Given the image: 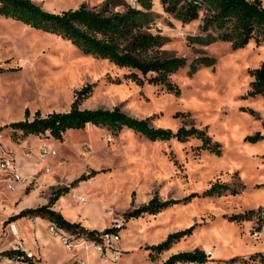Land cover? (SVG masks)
<instances>
[{
	"label": "rangeland",
	"instance_id": "obj_1",
	"mask_svg": "<svg viewBox=\"0 0 264 264\" xmlns=\"http://www.w3.org/2000/svg\"><path fill=\"white\" fill-rule=\"evenodd\" d=\"M32 1L51 12L78 8L83 3L97 9L108 6L113 11L132 5L130 0ZM206 12L202 10L197 20L184 23L165 10L162 0H154L146 20V30L165 37L161 47L164 56L187 59V64L170 76L180 87V94L170 92L164 84L150 83L152 74L139 84L129 76L130 68L87 55L61 35L0 15V140L11 154L7 142L14 131L6 125L23 120L27 108L32 116L37 110L43 115L68 111L77 92L87 85L93 88L81 101L82 108L121 106L133 117H150L153 126L173 130L184 123L207 127L223 149V154L218 155L203 147V141L196 137L187 141H152L129 128L114 134L95 125L70 130L63 141L47 135L22 139L19 147L27 155L35 156V151H39L38 161L42 164L30 178L23 176L15 190L8 189L5 175L1 176V264H60L68 260L71 250L60 241L61 233L51 232V223L49 227L45 223L35 227L32 221L36 217H11L27 207L42 205L55 189L71 186L75 180L76 184L57 202L70 208L72 217L81 215L75 221L88 229L119 227L123 238L119 264H161L174 251L195 248L210 254L211 260L205 264H263L259 260L229 259L264 252V222L258 229V214L264 211V186L258 187L264 183V136L258 142L246 140L255 133L264 135V95L247 96L255 79L251 70L264 61V43L258 45L252 40L247 46L234 49L228 41L204 42L208 35L217 34L216 29L203 31ZM202 56L215 58V64L194 71L192 64ZM38 138L42 141L38 142ZM43 145L57 149L58 156L43 159ZM93 170L100 172L84 178ZM237 172L246 188L236 195L199 196L158 214L129 221L124 217L125 212L156 194L163 199L183 198L193 192L202 193L217 180L238 184ZM45 173L53 179L42 181ZM25 181L28 183L21 194L19 186ZM37 189V197L28 200L26 195ZM251 210L255 212L247 219L228 217ZM196 223L188 238L156 258L150 257L146 246ZM13 224L18 226L27 246L36 247L38 263L5 259L18 238L11 231ZM123 244L130 248L125 249ZM88 260L101 263L92 250Z\"/></svg>",
	"mask_w": 264,
	"mask_h": 264
},
{
	"label": "trees",
	"instance_id": "obj_2",
	"mask_svg": "<svg viewBox=\"0 0 264 264\" xmlns=\"http://www.w3.org/2000/svg\"><path fill=\"white\" fill-rule=\"evenodd\" d=\"M167 12L173 14L184 23H190L200 17L202 10H206L203 31L216 29V35H208L204 42L210 43L216 40L232 43L234 49L247 46L252 40L258 45L264 43V4L262 0H162ZM154 0H138V6L127 5L125 9L113 11L108 6L103 9L89 7L83 3L78 8L67 9L62 12H51L42 8L32 0H0V15L22 21L35 29L56 33L68 39L83 53L99 58L109 59L120 67L130 68L129 76L139 84L145 83V77L150 83L164 84L170 92L180 94V87L174 83L170 76L187 64L185 57L164 56L161 47L165 43V37L159 33L146 30V20L153 8ZM216 59L209 56L198 57L192 64L196 71L200 66H211ZM3 69H0L2 71ZM155 74V75H154ZM255 77L247 96L264 95V61L251 70ZM92 85H87L77 92V97L72 103L70 110L60 112L53 111L43 115L37 110L32 116L29 108L25 110V118L9 123L7 127L14 131L13 140L20 142L28 137L51 136L56 140L63 141L65 134L70 130H83L89 125L105 127L114 134H118L124 128H129L145 136L149 140L187 141L191 137L203 141V147L223 154L222 144L213 139L208 128H200L194 124L184 123L177 130L171 128L155 127L151 124V118H136L125 112L121 106L114 108H82L81 101L88 96ZM251 112L258 116L256 111ZM20 132V133H19ZM261 132L249 135L246 140L258 142L263 138ZM100 171L93 170L84 178H90ZM238 184L217 180L211 187L202 193L193 192L183 198L163 199L158 194L148 202L134 206L124 217L127 221L140 218L146 214H158L163 210L180 203H187L195 197L222 196L241 193L246 184L242 182L239 173ZM59 187L54 190L46 204L36 207H27L11 220L23 217H41L47 219L52 225L60 229L77 233L93 239L101 231L88 229L80 222L69 220L62 212L54 208L57 200L76 184ZM264 183L258 184V187ZM254 210L244 213L229 215L231 220H243L250 218ZM262 229L264 211L258 214ZM198 223L168 234L167 238L157 244L146 246L150 250V257L156 258L159 254L170 250L174 244L186 238L194 232ZM111 227L106 230H114ZM11 251H9L10 253ZM210 254L204 249L180 251L170 255L161 264L196 263L205 264L210 261ZM243 262L259 260L264 264V252L252 254L249 258L235 256L229 262ZM24 262L33 263L30 260Z\"/></svg>",
	"mask_w": 264,
	"mask_h": 264
},
{
	"label": "built area",
	"instance_id": "obj_3",
	"mask_svg": "<svg viewBox=\"0 0 264 264\" xmlns=\"http://www.w3.org/2000/svg\"><path fill=\"white\" fill-rule=\"evenodd\" d=\"M130 3L134 6L138 3V0H130ZM1 137V135H0ZM58 156L57 149H54L48 145H43L41 147V156L46 158L47 156ZM61 163H65V160L60 158ZM47 170L50 171V166H47ZM2 174H4L5 185L10 190H15L17 186L22 182L23 175L20 170L15 157L9 151H7L0 140V182L2 180ZM85 198H83L84 200ZM114 230H101L95 238L91 239L85 235H79L74 232L66 231L58 228L55 225L50 226V230L54 234L61 233V242L67 247L71 252L77 251L80 247L87 243H91L94 252L100 259L102 263L119 264V260L123 255V251L120 249L119 245L122 240L121 231L119 227H114ZM11 231L13 234L17 235L18 238L14 243L11 252H7L5 259L9 262L13 261H25L30 260L32 262L38 263L37 258L39 255L27 246L26 241L20 237V231L16 224L11 226ZM0 245V253L2 252ZM1 257V256H0ZM1 264V258H0ZM75 264H87L84 258H79Z\"/></svg>",
	"mask_w": 264,
	"mask_h": 264
},
{
	"label": "crops",
	"instance_id": "obj_4",
	"mask_svg": "<svg viewBox=\"0 0 264 264\" xmlns=\"http://www.w3.org/2000/svg\"><path fill=\"white\" fill-rule=\"evenodd\" d=\"M42 141L40 138H38V142H40V141ZM8 143V146H9V148L12 150V152H13V156L15 157V159H16V161H17V163H18V165L20 166V170H21V173L23 174V176H24V178H30L32 175H33V173H35V172H37V171H39L40 169H41V164H42V162H39L38 161V156L40 155V152L39 151H35L36 152V155L34 156V155H27V154H25L24 153V151L19 147L20 145L18 144V141H15V140H13V139H11L10 141H8L7 142ZM41 179H42V181H44V182H49L50 180H52L53 179V177L52 176H48V175H46V173L45 174H43L42 176H41ZM27 181H25L24 183H22L20 186H19V188H20V193L22 194L23 193V190L25 189V187L27 186ZM38 190L39 189H37V190H34L33 192H31V194H29L28 196L26 195V198L28 199V200H34L36 197H37V194H38ZM49 200V199H48ZM48 200L46 199L44 202H42V204H46L47 202H48ZM54 208L56 209V210H58V211H60V212H62L69 220H71V221H75L76 219H78V218H76V216L77 215H75L74 217H72L71 215H72V213H71V209L69 208H64L63 206H60V204H59V201L55 204V206H54ZM33 222V224H35V227H37V225H39L40 223H45V224H47L48 225V227H49V224H50V222L47 220V219H44V218H41V217H36L35 218V220L34 221H32ZM77 222V221H76ZM54 234V233H53ZM56 236V235H55ZM186 238H188V237H186ZM123 239V238H122ZM184 239V238H183ZM60 241H61V238H60ZM180 242V241H179ZM178 242V243H179ZM121 243H122V240H121ZM157 244V243H156ZM177 244V243H176ZM176 244H174V245H176ZM173 245V246H174ZM41 246V245H40ZM125 249H128V248H130L129 246H126V245H122ZM28 247L30 248V249H34V248H36V247H31V246H29L28 245ZM91 250L93 251V253H94V249H93V247H92V244L91 243H87V244H85L84 246H82V247H80L79 249H78V251L76 252V257H75V255H74V252H70V255H69V257H68V260L67 261H65V262H63V263H60V264H74V260L75 259H77L78 258V256L80 257V258H84V259H86V261H87V263L88 264H93V263H91V262H89V256L91 255ZM33 251H35L36 253H37V251H36V249H34ZM83 251L85 252V253H83ZM149 251V255H150V250H148ZM179 252V251H178ZM173 253H177V251L175 252H173ZM173 253H171V255L173 254ZM41 256H42V254H41ZM75 258V259H74ZM100 264H106V263H100ZM177 264H190V263H182V262H179V263H177Z\"/></svg>",
	"mask_w": 264,
	"mask_h": 264
}]
</instances>
